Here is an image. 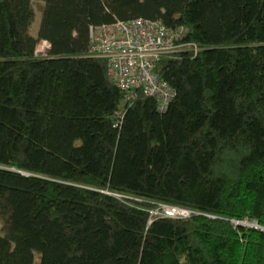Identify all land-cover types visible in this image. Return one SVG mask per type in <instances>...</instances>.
Instances as JSON below:
<instances>
[{"label":"trees","instance_id":"16d2710c","mask_svg":"<svg viewBox=\"0 0 264 264\" xmlns=\"http://www.w3.org/2000/svg\"><path fill=\"white\" fill-rule=\"evenodd\" d=\"M137 17L200 50L157 61L166 109L139 90L114 125L88 29ZM0 264H264V0H0Z\"/></svg>","mask_w":264,"mask_h":264},{"label":"built area","instance_id":"2783aa9c","mask_svg":"<svg viewBox=\"0 0 264 264\" xmlns=\"http://www.w3.org/2000/svg\"><path fill=\"white\" fill-rule=\"evenodd\" d=\"M188 31L184 25L167 27L160 20L143 17L89 26L86 56L106 59L108 79L123 93L121 104L114 113V125L119 124L125 104L139 90L156 100L159 111L166 109L173 90L158 77L154 67L165 55L198 53L200 46L185 39ZM158 210V213L151 210V215L188 218L196 214L189 208L168 204H160Z\"/></svg>","mask_w":264,"mask_h":264},{"label":"rangeland","instance_id":"374dc122","mask_svg":"<svg viewBox=\"0 0 264 264\" xmlns=\"http://www.w3.org/2000/svg\"><path fill=\"white\" fill-rule=\"evenodd\" d=\"M40 5H41V2H33V9H34V19L33 21L31 22V25L29 26V33L33 36H36L37 34V31H38V27H39V21H40V16H41V13H40ZM47 49H48V42L45 41V40H39L37 42V45H36V54L38 56H45L46 53H47ZM159 205H157V208L153 209V211H156L158 213V208H159ZM194 215V214H193ZM192 216V215H191ZM237 223L239 224H242V225H251V226H254V227H258L256 223H254L253 221H248V220H243L241 222H238ZM259 229H262V228H259Z\"/></svg>","mask_w":264,"mask_h":264}]
</instances>
